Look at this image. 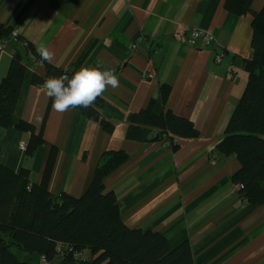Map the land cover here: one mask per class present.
<instances>
[{"label":"crops","instance_id":"crops-1","mask_svg":"<svg viewBox=\"0 0 264 264\" xmlns=\"http://www.w3.org/2000/svg\"><path fill=\"white\" fill-rule=\"evenodd\" d=\"M224 0H0V21L15 35L0 42V80L22 36L51 64L70 70L102 65L113 70L119 87L100 95L115 111L111 132L72 108L48 109L42 138L26 153L29 132L0 126V163L26 170L39 185L45 175L53 195L81 196L106 151H124L127 159L104 180L115 194L121 220L131 229L157 231L171 247L183 240L194 264H264V205L241 199L231 181L240 164L218 153L216 145L244 89V60L251 56V14L236 16ZM264 0H252L259 11ZM210 32L208 44L186 41L193 29ZM221 54L220 62L215 56ZM43 76V67L27 60ZM151 74L149 78L146 75ZM169 92L163 103L160 88ZM48 96L41 85L26 82L15 117L36 130ZM154 101V112L171 110L189 119L199 134L177 138V149L163 141L128 139L127 116ZM25 148L21 149L20 144ZM50 161V167L48 162ZM28 257L25 255L22 258ZM34 264L33 255L30 256ZM35 264H59L39 255ZM78 264V263H73Z\"/></svg>","mask_w":264,"mask_h":264},{"label":"trees","instance_id":"trees-1","mask_svg":"<svg viewBox=\"0 0 264 264\" xmlns=\"http://www.w3.org/2000/svg\"><path fill=\"white\" fill-rule=\"evenodd\" d=\"M251 2L224 0L223 4L236 16L251 14V56L243 64L247 74L244 89L215 149L238 160L240 167L231 181L238 185L241 199L251 205H264V6L253 11ZM12 32V26L0 21V42ZM16 39L23 42L22 49H15L8 71L0 80V126L28 131L26 153L30 154L44 142L43 126L51 99L36 130L31 123L15 117L22 87L26 82L43 86L46 79L71 76L74 70L42 60L29 40L22 36ZM30 57L43 67V76L28 69ZM168 92V87L160 88L163 103ZM153 107L154 101L150 100L145 108L128 114V139L163 141L176 150L177 138L198 136L189 119L169 109L156 113ZM75 109L87 119L98 121L105 131H112L114 121L108 112L112 114L115 109L101 96L87 108ZM127 157L124 151L104 152L88 188L79 197L65 192L53 195L47 188V175L41 184H31L26 170L15 172L0 163V264H31L33 253L45 262L60 257L59 264H194L188 240L171 247L161 233L131 229L121 220L115 194L104 191V180ZM58 245L63 246L59 252ZM12 246L28 257L19 259Z\"/></svg>","mask_w":264,"mask_h":264},{"label":"clouds","instance_id":"clouds-1","mask_svg":"<svg viewBox=\"0 0 264 264\" xmlns=\"http://www.w3.org/2000/svg\"><path fill=\"white\" fill-rule=\"evenodd\" d=\"M39 55L46 62L53 60V54L45 48L39 50ZM119 83L113 70L102 65H85L71 76L61 74L46 79L43 88L52 101V107L58 112H65L78 106L87 108L106 87L117 88Z\"/></svg>","mask_w":264,"mask_h":264},{"label":"built area","instance_id":"built-area-1","mask_svg":"<svg viewBox=\"0 0 264 264\" xmlns=\"http://www.w3.org/2000/svg\"><path fill=\"white\" fill-rule=\"evenodd\" d=\"M11 35H15V31L13 30ZM214 39L213 35L210 32H207L206 30L203 29H193L190 31L189 35L185 37L186 41H198L201 44L205 45L208 44L209 42H211ZM222 55L221 54H217L215 56V62H220ZM39 64V63H38ZM147 77L151 78L152 75L148 74L146 75ZM166 143V142H165ZM168 145V143H166ZM20 148L24 149L25 146L24 144H20ZM235 188H238V185L235 184ZM61 247H63L62 245H58L57 250L58 252L61 251ZM60 255H62V252L59 253ZM74 256H79V254H74Z\"/></svg>","mask_w":264,"mask_h":264},{"label":"rangeland","instance_id":"rangeland-1","mask_svg":"<svg viewBox=\"0 0 264 264\" xmlns=\"http://www.w3.org/2000/svg\"><path fill=\"white\" fill-rule=\"evenodd\" d=\"M11 250L19 257V259H23L22 256L25 255V252L21 251L18 247L16 246H12ZM27 254V253H26ZM33 258H34V264L37 263V261H35V258L38 256L36 253H33ZM31 259V258H29Z\"/></svg>","mask_w":264,"mask_h":264}]
</instances>
